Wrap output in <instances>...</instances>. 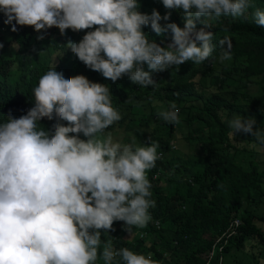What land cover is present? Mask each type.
<instances>
[{
    "label": "clouds",
    "instance_id": "9594fccd",
    "mask_svg": "<svg viewBox=\"0 0 264 264\" xmlns=\"http://www.w3.org/2000/svg\"><path fill=\"white\" fill-rule=\"evenodd\" d=\"M162 4L169 10L163 17L156 9L139 11V0H0V12L11 31L32 26L41 40L52 27L61 35L91 29L79 42L69 40L67 49L107 80L127 76L147 88L156 86L153 73L212 56L214 33L197 29V20L247 16L252 7L251 0ZM171 10H182L183 27L161 25ZM251 17L264 28V10H252ZM149 24L158 35L170 30V42L161 46L150 40L143 30ZM219 45L220 61L230 60L231 43L225 39ZM33 97L26 114L9 115L0 123V264H174L171 254L157 246L163 224L147 178L161 156L158 145L142 141L139 132L136 146L123 141L124 134L136 136L133 131L109 129L122 114L112 105L109 87L84 75L66 78L51 67L39 78ZM178 114L175 103L157 113L172 124L180 122ZM42 118L56 120L51 133L38 128ZM254 124L253 118L237 116L228 121L230 135H250L264 145V130ZM177 139L169 141L170 148L186 152ZM115 221H120L117 230L102 241ZM153 244L163 251L157 258Z\"/></svg>",
    "mask_w": 264,
    "mask_h": 264
},
{
    "label": "trees",
    "instance_id": "16d2710c",
    "mask_svg": "<svg viewBox=\"0 0 264 264\" xmlns=\"http://www.w3.org/2000/svg\"><path fill=\"white\" fill-rule=\"evenodd\" d=\"M139 4V11L147 14L156 9L163 17L169 11L162 0H139ZM251 5L247 16L197 20V29L214 33L212 56L200 64L187 61L153 73L156 86L147 88L127 76L115 82L107 80L67 49L69 40L79 42L91 29H69L67 35H61L52 27L41 40L32 26L17 25V31H11L0 12V33L5 28L0 34V123L9 115L19 118L27 113L34 105L33 88L51 67L66 78L84 75L92 82L106 84L113 107L122 114L109 129L141 132L142 141L156 143L157 153H161L155 167L147 172L155 213L163 224L156 233L160 250L169 252L174 264H204L205 252L235 217L241 224L225 253L247 240L264 242V169L259 168L264 166V153L249 147L257 143L255 137L243 133L232 137L228 126L229 120L241 116L253 118L254 129L264 130V28L251 17L252 10H264V0H251ZM203 19L210 26H205ZM169 22L183 27L182 10H171L169 21H160L162 26ZM143 30L161 46L171 40L170 30L158 35L150 24ZM225 39L231 43L232 58L221 62L219 41ZM144 70H149L146 64ZM172 103L179 109L178 124L157 115L169 110ZM55 123V119L42 118L38 128L51 133ZM175 137H181L190 149H171L169 141ZM80 138L86 139L82 133ZM117 222L114 230L102 233V241L117 230ZM152 252L155 258L163 253L154 244Z\"/></svg>",
    "mask_w": 264,
    "mask_h": 264
},
{
    "label": "rangeland",
    "instance_id": "374dc122",
    "mask_svg": "<svg viewBox=\"0 0 264 264\" xmlns=\"http://www.w3.org/2000/svg\"><path fill=\"white\" fill-rule=\"evenodd\" d=\"M67 34H68V32L66 31V35ZM233 118H236V117H233ZM122 136L124 137L123 141H127V142L131 141L132 143L134 142L136 146H140L137 142V140L140 139L139 135L136 134V136H134L133 134H124ZM122 136L120 138H122ZM177 140L179 141V143L177 144L178 148H182L185 151L187 149H190L189 146H186V144L184 145L181 138H178ZM244 143L246 144V142H244ZM181 144H183V145L181 146ZM249 147L252 149H257V150H259V152L264 153V145H259L257 143H254V144L251 143V144H249ZM251 156L252 155L250 154L249 158ZM259 168L263 170L264 169L263 164H260ZM263 230H264V225H263ZM234 252L236 255H238V257L240 259L242 258L241 264L252 263L254 259L259 258V257H261L262 258L261 260H263L264 259V242L259 243L257 238L255 240H247L244 242L243 246L239 250L237 249Z\"/></svg>",
    "mask_w": 264,
    "mask_h": 264
},
{
    "label": "built area",
    "instance_id": "2783aa9c",
    "mask_svg": "<svg viewBox=\"0 0 264 264\" xmlns=\"http://www.w3.org/2000/svg\"><path fill=\"white\" fill-rule=\"evenodd\" d=\"M240 223L241 221L238 217L233 218L227 228L221 234L217 235L208 251L204 254V264H215L214 260H216V264H224L223 246L226 244L229 237L237 232Z\"/></svg>",
    "mask_w": 264,
    "mask_h": 264
},
{
    "label": "crops",
    "instance_id": "0c3cea01",
    "mask_svg": "<svg viewBox=\"0 0 264 264\" xmlns=\"http://www.w3.org/2000/svg\"><path fill=\"white\" fill-rule=\"evenodd\" d=\"M241 224V223H240ZM238 228H237V232L236 233H234V234H232L230 237H229V239H228V241L226 242V244L223 246V260H224V264H241V261H242V258L240 259L239 257H238V255H236L235 254V252L234 251H236L237 249H235L234 250V248L232 247V249L227 253H225V251H224V248L228 245V243H229V241H230V239H231V237H233V236H235V235H237L238 234ZM252 240V239H251ZM243 246V245H242ZM241 246V247H242ZM240 247V248H241ZM240 248H238V250L240 249ZM234 250V251H233ZM216 258H217V255H216ZM262 258L261 257H259V258H256V259H254L253 260V262H252V264H264V259L263 260H261ZM240 262V263H239ZM205 263V262H204ZM214 263L216 264V260H214ZM251 264V263H250Z\"/></svg>",
    "mask_w": 264,
    "mask_h": 264
}]
</instances>
